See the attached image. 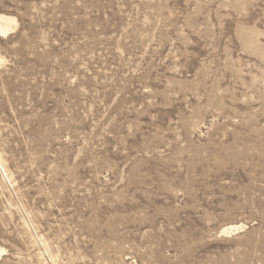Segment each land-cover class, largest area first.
Listing matches in <instances>:
<instances>
[{"label": "rangeland", "instance_id": "rangeland-1", "mask_svg": "<svg viewBox=\"0 0 264 264\" xmlns=\"http://www.w3.org/2000/svg\"><path fill=\"white\" fill-rule=\"evenodd\" d=\"M0 13V264H264V0Z\"/></svg>", "mask_w": 264, "mask_h": 264}, {"label": "bare ground", "instance_id": "bare-ground-1", "mask_svg": "<svg viewBox=\"0 0 264 264\" xmlns=\"http://www.w3.org/2000/svg\"><path fill=\"white\" fill-rule=\"evenodd\" d=\"M16 25H17V19L15 16L0 13V36L8 34ZM0 159H1V157H0ZM2 168L5 171L3 164H2ZM10 174H11V176H13L11 172H10ZM8 176H10V175H8ZM9 179H11V178H9ZM245 227H246V225L244 223H240V222L239 223H232V224L226 225L222 229L221 233L226 234V235L236 234L240 230H243ZM5 253H6V249L0 245V260L3 258Z\"/></svg>", "mask_w": 264, "mask_h": 264}]
</instances>
